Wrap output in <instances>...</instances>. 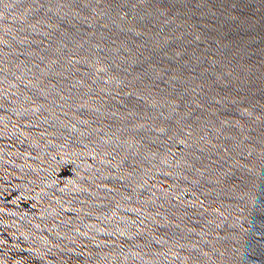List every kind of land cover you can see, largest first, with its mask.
<instances>
[{
  "label": "water",
  "instance_id": "1",
  "mask_svg": "<svg viewBox=\"0 0 264 264\" xmlns=\"http://www.w3.org/2000/svg\"><path fill=\"white\" fill-rule=\"evenodd\" d=\"M0 264H264V0H0Z\"/></svg>",
  "mask_w": 264,
  "mask_h": 264
}]
</instances>
